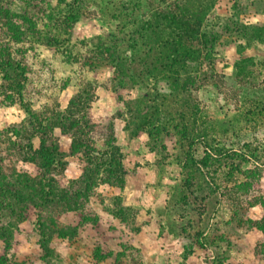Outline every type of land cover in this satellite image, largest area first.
I'll list each match as a JSON object with an SVG mask.
<instances>
[{
	"label": "rangeland",
	"instance_id": "obj_1",
	"mask_svg": "<svg viewBox=\"0 0 264 264\" xmlns=\"http://www.w3.org/2000/svg\"><path fill=\"white\" fill-rule=\"evenodd\" d=\"M4 1L35 17L43 31L52 27H48L49 10H60L53 0ZM113 1L88 0L82 18L72 29L70 41L62 35L65 41L56 46L34 41L22 45L25 52L18 58L25 65L27 80L21 94L14 95L15 103L0 104V133L29 119L36 126L34 115L50 117L53 112L63 110L77 93L82 97L87 94L91 98V118L113 123L126 169L123 186H114L123 190L128 176L126 192L133 189L132 195L138 201L135 206L126 207L130 209L126 223L134 232L140 221L137 215L142 212L141 221L152 224L155 245L160 248L156 264H264V234L257 228L264 213L257 204L264 197V30L259 31L264 28V0L214 1L204 22V30L216 39L214 53L203 61L187 101H175V87L168 85L166 72H157L155 78L143 80L134 73L137 82L133 84L130 73L123 86L114 79L113 65L101 60L93 38L109 34L112 36L107 40L115 37L125 48L123 35L137 34L145 21L154 24L162 2ZM115 15L117 20L113 19ZM245 25L254 28L245 30ZM3 39L0 32V41ZM68 56L76 60L70 62ZM140 69L137 66L138 72ZM145 94L141 101L143 118L159 119L154 121L155 125L166 124L169 129L166 132L160 130L148 136V128L137 129L138 120L126 126L125 121L137 108L134 100ZM28 106L30 112L25 109ZM181 112L185 115L195 112L196 124L207 133L206 142L212 148L223 149L221 154L211 156L207 168L202 170L209 180L201 169L188 162V143L180 144L172 133L171 121L175 124ZM103 130L96 127L90 135L99 149L103 148ZM53 133L66 154L67 165L58 176L66 185L76 179L72 176L78 168L82 172L83 162L69 155L68 136L61 135L58 129ZM33 140L37 148L39 139ZM7 141L0 136V155L8 160ZM206 142L192 148L197 161L208 152ZM68 159L78 161V168L73 163L69 166ZM15 162L9 157V165L18 171L32 170L29 163ZM210 177L216 184H211ZM122 194L101 196L95 190L91 196L95 200L77 211L85 220L80 227L71 226L75 215L65 222L57 216L55 229L75 234L70 238L69 257L65 254L68 252L62 251L64 257H61L56 251L61 248L60 238L50 230L41 234L34 221H25L29 224L22 231L18 226L19 231L14 235L16 243L7 256L12 264H81L80 257L86 253L98 256L94 246L98 238L89 236L93 233L91 226L98 220L94 208L100 206L99 209L112 215L119 207L124 208ZM119 221L115 218L112 227ZM102 223L107 227V222ZM81 231H86V239L82 235L79 239ZM44 246L48 256L42 250ZM130 255L133 264L143 263L139 250L131 251Z\"/></svg>",
	"mask_w": 264,
	"mask_h": 264
},
{
	"label": "trees",
	"instance_id": "obj_2",
	"mask_svg": "<svg viewBox=\"0 0 264 264\" xmlns=\"http://www.w3.org/2000/svg\"><path fill=\"white\" fill-rule=\"evenodd\" d=\"M53 1L60 10L53 9L52 12L49 10L48 27L50 25L52 27L43 31L38 27L36 18L30 16L27 11H18L14 9L12 2L0 0V32L4 35V39L0 41V96L3 97L0 104L15 103L14 95L21 94L27 80L24 73L25 65L18 58L25 52L21 48L22 45L26 41L31 44L34 41L43 46H56L65 41L62 35L67 36V41H70L72 29L82 18L83 10L88 3V0ZM214 1L161 0V9L155 17L154 24L145 21L144 28L138 30L137 34L130 37L123 35L125 48L120 43L121 40H115V37L107 40L112 35L95 36L93 40L97 44V53L102 56L101 60H107L113 65L114 79L120 83L119 85L123 86L125 78L130 73H133L130 75L133 84L137 82L136 76L139 80L153 79L157 72L163 74L166 72L168 85L175 87V101H187V97L196 86L197 74L199 69L201 71L203 61L214 53L216 39L204 30V22L213 9ZM112 4L115 6L117 3ZM114 17L113 19L117 20V15ZM247 28L252 29L254 26L243 27L245 30ZM262 30L263 27L259 31L262 33ZM18 45V48L15 47ZM69 56L67 58L70 62L76 60L75 57ZM237 65L236 63L235 67ZM137 66L141 68L139 72ZM86 95L82 97L80 92L77 93L63 110L53 112L50 117L34 115L36 126H33L29 119L1 131L0 136L8 140L6 155L8 160L0 155V240L3 243L0 264H12L7 253L16 243L14 235L19 231L18 226L21 223L34 221L41 234H44V230H50L59 238L70 239L74 233L55 229L57 216L64 212L81 211L100 184L123 186L126 169L122 153L117 146L113 123L91 118L89 113L91 98ZM146 95L134 100L137 101V108L131 118L125 121L126 126L128 127L133 120H138L137 129L148 128V136L158 134L160 130L166 132L168 129L166 124L155 125L154 121L158 122L159 119L143 118L141 101ZM25 109L29 111V106ZM158 111L155 107V112ZM196 121L195 112L189 115L181 112L179 119H175V124L171 121V128L180 144L188 143L186 151L188 162L202 171L204 167L207 168L210 157L216 156V153L221 154L223 149L210 147L205 140L207 134L205 129H200ZM96 127L105 131L102 149L96 146L95 139L90 136ZM56 129L61 135L70 138L69 155L76 156L83 162L81 175L68 181L66 185L58 178L64 171L67 161L59 138L53 133ZM34 137L39 139L37 148L32 144ZM200 142H206L208 152L197 161L192 148ZM9 157L16 161L15 164L18 162L31 164L32 170L18 171L15 166L9 165ZM202 172L206 180H209L207 173ZM210 182L216 184L213 177H210ZM257 204L264 212V197ZM129 210L126 207H119L112 215L120 222H126ZM82 221H85L84 217L81 218ZM257 228L264 234V213L257 222ZM42 248L48 256L46 247Z\"/></svg>",
	"mask_w": 264,
	"mask_h": 264
},
{
	"label": "crops",
	"instance_id": "obj_3",
	"mask_svg": "<svg viewBox=\"0 0 264 264\" xmlns=\"http://www.w3.org/2000/svg\"><path fill=\"white\" fill-rule=\"evenodd\" d=\"M33 139H32V144L33 143L36 144ZM72 158H75V157H71V159ZM77 162L75 161L74 163V160L70 161L68 159L69 166H71V164L73 163L74 166L78 168ZM80 174H81V169L78 168L75 176H72V178H78ZM131 175L132 174H130V176ZM128 185L129 184H128V176H127L126 184L123 190H121V188L116 187L114 185L100 184L96 188V192L98 194H101V196H119V195L121 196V194L123 193L125 195V197H122L123 206L124 207L135 206V203L138 201V199L137 200L134 199L132 195L133 189H131L129 193L126 192V190H129ZM93 200H95L94 197L93 198L91 197L89 200V203L90 202L92 203ZM139 204H142V201H139ZM99 207L97 206V208H94L96 211L98 220H96L95 225L91 226L92 228L91 231L93 233L89 235L90 237L97 236L98 238L97 239L98 241L94 243L95 251H97L98 256L95 257V256H92L91 253H88V254L86 253L87 255L84 254L85 256L80 257L82 260L79 262H81V264H133L130 253L133 250H139L140 253L143 255L141 259L143 263L141 264H156L158 260V253H159L160 248L158 245H155L156 243L155 241L156 235L154 234L155 229H153L154 227H152L151 223L146 222V221H141L142 212H139V214L137 215V218H139L140 221L138 223L137 230L133 232L130 230V228H128V225L126 222L119 221L117 224H115L112 227L111 224H112V221L113 222L115 221V217H113V215L107 214L104 210L99 209ZM74 215H75V219H73L74 221H70L72 223L71 226L80 227V224L82 223L81 222L82 217H81L80 212H77V211L64 212L60 214L59 220L61 222H65L68 220V218H71ZM103 221L107 222V227L103 225L102 223ZM27 223L28 222H23L19 225V228L21 231H22V228L27 225ZM85 232L86 231L79 234L78 236L79 239L81 238V235L84 236V239L87 238V233ZM70 240L71 239H68L66 237L60 238L61 248L56 249V251L59 252L61 257H64V254L62 253V251L68 252V253H65L67 257L71 255L70 247L72 246H71ZM84 243L85 241L82 242V244ZM2 254H3V243L0 240V256ZM166 262H168V259H166Z\"/></svg>",
	"mask_w": 264,
	"mask_h": 264
}]
</instances>
